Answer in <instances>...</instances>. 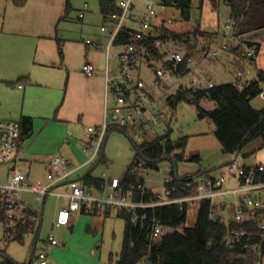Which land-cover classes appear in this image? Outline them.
<instances>
[{
  "label": "built area",
  "instance_id": "obj_1",
  "mask_svg": "<svg viewBox=\"0 0 264 264\" xmlns=\"http://www.w3.org/2000/svg\"><path fill=\"white\" fill-rule=\"evenodd\" d=\"M122 9L121 15H112L117 19L115 24L103 25L101 30L109 35L106 46L107 61L110 59L111 48H118L120 67L117 75H112L106 69L105 88V114L104 121L99 126H90L87 129V143L83 153L87 156V163L100 159L102 149L109 131L120 128L134 140H148L149 130H154L160 125L164 110L163 102L177 93V91L206 90L215 86L213 77L206 75L200 69L201 64L208 59L227 57L233 62L240 63L236 71V82L242 87L244 82L257 79V73L249 68V60L255 58L258 49L254 45L244 44L241 38L246 34L233 32L228 42H221L218 34H213L202 49V57L198 60L195 56L175 48H166L161 40H157L154 48L157 57L147 44L148 37L156 25V8L150 2L142 15L138 26H128L134 0H116ZM88 3H85V7ZM235 26L231 21L227 25L230 29ZM120 32L130 36V41L125 44L115 45V40ZM251 33V32H250ZM264 43V38L259 43ZM88 45L100 46L99 42L86 40ZM243 45V51H232ZM143 68H153L155 79L148 85L142 77ZM83 72L88 76L96 74L93 64L86 63ZM172 84V85H169ZM175 88L174 94L170 89ZM161 91V94L157 92ZM264 97V91L260 94ZM22 136V127L19 122L0 119V164L13 161L19 150ZM49 165L56 168L47 174L48 183L41 181L30 182L28 175L30 168H14L8 180L0 183V215L5 240L21 238L24 242L30 241L29 253L24 264H47L48 254L44 250H37L41 228L44 220L45 199L49 194L64 196L67 204L57 214V226L68 225L72 212L85 209L87 212L97 208L101 215L108 209L126 211L132 223L149 220L148 239L158 242L167 233L168 228L160 218L148 216V209H154L168 204H184L199 206L203 200H209L211 207H215V200L232 198L230 201V220L238 225L232 227L228 223V232L225 238L227 247L234 250L239 258L247 260L255 257L253 264H264V163L245 166L237 158V153L232 155L227 165V174L206 176L198 173L192 176L180 177L174 174L162 181L163 194H155L146 186V173L144 182L131 186L129 190L120 188V178L105 177L104 183L99 188V194L92 192L82 182L71 179L70 175L77 169L70 161L61 156L53 157ZM235 186H230L231 180ZM65 182V192L57 193L54 187ZM25 193H31L40 202L38 207H33L24 198ZM155 194V198L151 194ZM138 194V195H137ZM146 198H149L146 199ZM210 212V217L214 218ZM47 241L56 246L58 240L49 234Z\"/></svg>",
  "mask_w": 264,
  "mask_h": 264
},
{
  "label": "rangeland",
  "instance_id": "obj_2",
  "mask_svg": "<svg viewBox=\"0 0 264 264\" xmlns=\"http://www.w3.org/2000/svg\"><path fill=\"white\" fill-rule=\"evenodd\" d=\"M148 2L154 5L157 12L156 25L152 30V34L157 37L165 36L161 41L166 48H175L189 52L200 60L202 57V49L213 34L221 35V42L225 41L231 45L233 44L229 36L233 32H236V29L235 26L232 29L227 27V25L231 24L230 9L223 1H220L218 7L214 8L210 0H194L191 20L184 21L180 11L176 7L164 6L163 0H134L135 21H141ZM84 3L85 0H71L68 12L59 22V40L40 43L41 41L33 37L20 41L19 38H14L13 35L1 30L0 26V111L5 112L7 109H13L15 112L21 113L25 108L36 104V99L33 96L31 99L29 98L25 101L22 94L18 92V84H22L23 87L27 86L22 81V78L27 75L35 79L51 77L52 83L55 84L51 88L42 87V90L37 89L40 90L37 92L42 94L46 93L51 98L59 94V103H61L68 87L70 86L71 89L77 84L75 80L76 76L70 72V68L82 67L87 61V54L90 52H92V63L106 64V46L109 39H105L106 34L102 33L101 28L103 25L108 24H105L103 20L98 0H89L90 7L87 9L88 11L85 13L84 19H80L79 13L84 8ZM202 32H205L206 35H203ZM245 38L259 42V40L264 38V29L253 31L247 34ZM88 39L94 43L100 41L105 47H96L94 44L87 45L85 42ZM8 40H14L15 42L12 45H6L5 42ZM240 40L242 43L248 44L246 39L241 38ZM263 46L264 43L261 42V47ZM242 49L243 45L236 49L232 48V51H237V53L241 54ZM61 52L65 64L62 61ZM262 52L264 53V48ZM117 54L118 49L113 46L111 48L109 64L111 69L116 70V73L120 67V60ZM42 55L44 56L43 58ZM39 62L46 63L48 67L39 65ZM221 62L227 70L233 73L238 68H241L239 67L240 63L233 62L227 57H221L205 60L201 64L200 69L204 72L206 66H215L221 64ZM62 63L64 65L63 70L60 69ZM67 69H69V72ZM141 75L148 85H152L155 79V70L153 68H144ZM213 78L217 84L226 82L232 79L233 76L222 73ZM12 83H16V85H12ZM175 92V88L170 89L171 94ZM70 99L72 101L69 104L73 105L75 100L73 98ZM202 105L207 109H214L216 106L210 100L203 101ZM252 105L258 109L264 108V97L259 95L253 99ZM162 107L165 110L166 122L160 123L154 130H149L148 140L163 135L164 130L170 128L172 140L187 138L185 148L175 152L178 155L183 154L185 158L177 162L174 170L169 160L160 161L157 168L149 169L146 173V184L148 188L156 193L163 194L164 185L162 181L172 176L173 171L177 172L180 177L192 176L199 172L204 173L206 176L218 171L227 174L228 171L223 167L217 170H208L213 166L216 167L221 163H226L231 160L229 156L223 153L222 147L214 135V124L207 119H198L195 107L183 101L179 102L175 108L165 104H162ZM5 118L0 117V119ZM11 120L18 121L16 118ZM144 141L146 140H134L123 130L111 129L104 145L103 159L96 165L90 164L84 167L75 174L76 177H82L86 172L90 171L96 177L104 178L103 174H105L107 178H123L136 155L134 142L140 144ZM261 145L262 142L260 141L259 143L255 139L246 143L238 158L239 161L241 163H249L255 161V157L258 154L264 156V147L261 148ZM253 152L256 153V156L251 155ZM196 155H200V161L191 159ZM216 159H220V161L214 162ZM83 160L84 157L75 162V165L82 163ZM12 165V162L0 164V183L7 180ZM17 166L22 167L24 170L28 167L25 162H19ZM28 180L30 182L38 180L43 183L49 182L44 167L35 163L31 167V174L28 175ZM24 197L35 207L39 206V202L35 200V196L31 193L24 194ZM64 203L65 200L58 199L55 196H49L47 198L45 219L41 232L42 240L46 238L48 230L51 229L54 213ZM198 208L199 206L197 204L188 206L187 222L185 225L179 227L180 230L185 226L195 225ZM229 216L230 213L227 219ZM79 218L82 221L73 230L75 240L91 243L92 248L98 250L106 261L110 262L111 259L116 261L122 250L125 220L119 217L118 212L114 209L111 210L110 215L104 216V222L98 228L92 225V223L91 225H89V222L87 223L89 216L80 215ZM88 226H90V229ZM53 232L61 245L68 243V240L63 234H59L57 231ZM3 233V225L0 223V262L3 260V254L19 263L24 262L29 253L30 241L26 240L23 243L15 240L6 241ZM140 264L148 263L143 261Z\"/></svg>",
  "mask_w": 264,
  "mask_h": 264
},
{
  "label": "trees",
  "instance_id": "obj_3",
  "mask_svg": "<svg viewBox=\"0 0 264 264\" xmlns=\"http://www.w3.org/2000/svg\"><path fill=\"white\" fill-rule=\"evenodd\" d=\"M100 12L105 23L115 24L117 19L112 15H121L122 9L116 0H98ZM194 0H163V5L176 7L184 21H190L192 17ZM213 7L217 8L220 1L226 3L230 9V19L235 22L236 33L246 34L264 29V0H210ZM17 7H24L28 0H12ZM71 0H67L66 13L70 8ZM206 35L205 32H202ZM165 36L157 37L151 34L147 44L154 57H157V49L153 46L157 40H163ZM130 36L120 32L115 40V45L128 43ZM249 45H254L258 50L261 43L257 40H247ZM188 53V52H187ZM189 53L186 54V57ZM255 58L249 61L254 62ZM264 91V70H257V79L244 82L242 87L236 81L215 84L206 90L177 91L170 98V106L175 108L179 102H186L195 107L197 117L200 120L207 119L214 126V135L219 141L223 153L233 155L239 153L244 145L256 138L262 139L261 148L264 147V108L258 109L252 105L253 99ZM204 100L213 101L214 109H207L202 105ZM32 118L23 116L20 120L22 136L29 135L32 130ZM120 129V128H112ZM123 130V129H120ZM126 132V130H123ZM127 133V132H126ZM187 138L179 140L171 139V131L152 140H146L137 144L134 142L136 152L134 161L120 179V188L129 190L131 186H137L144 182V174L149 169L158 167V163L169 160L174 170L178 161L183 160V154H175L184 149ZM192 160L200 161L198 155ZM173 173V172H172ZM264 180V173L262 174ZM88 188L99 189L104 183L103 178L94 176L88 172L82 178ZM138 195V194H137ZM155 198V194H151ZM149 200V198H146ZM112 209H108L105 217L110 215ZM84 214L93 216L101 215L97 208ZM118 216L125 220L122 250L116 261L110 260V264H140L146 261L148 264H253L255 257L244 260L237 256L231 248L225 244L228 232V223L232 227L238 226L231 220H224L216 207H211L209 200H203L199 204L197 220L193 226L185 225L188 218V206L184 204H168L148 209V216L160 218L167 226L168 231L158 242L148 239L149 220L132 223L130 215L126 211H117ZM214 213V218L210 217ZM2 216L0 215V222ZM12 241V240H7ZM23 243L21 238L16 239ZM0 264H22L5 255Z\"/></svg>",
  "mask_w": 264,
  "mask_h": 264
},
{
  "label": "crops",
  "instance_id": "obj_4",
  "mask_svg": "<svg viewBox=\"0 0 264 264\" xmlns=\"http://www.w3.org/2000/svg\"><path fill=\"white\" fill-rule=\"evenodd\" d=\"M86 2L88 3L87 7H85ZM66 3L67 0H28L27 4L24 7H17L13 4L12 0H0L1 30H3L4 32L10 35H13L14 38L15 37L19 38L20 41L23 39H28L33 37L37 38L38 41H41L40 43H43L45 41L59 40L58 26L60 25L59 22L66 15ZM85 3H84V8L80 10L79 13L80 19H84L85 13L88 11L87 9L90 7L89 0H85ZM134 14L135 13L133 6L132 13L130 15V20L127 22L128 26H135V27L138 26V22L135 21L136 16H134ZM107 24H111V22H108ZM102 33L106 34L105 39L107 38L109 39V35L106 32L102 31ZM14 42H15L14 40H8L5 42V44L12 45L14 44ZM99 43L101 48L105 47L100 41ZM42 46H46V45H42ZM263 48L264 46L260 48V51L257 57L255 58L254 62L249 63V68L253 73H256L258 69L264 70V53L262 52ZM43 57L44 56L42 55V58ZM61 57L64 63L62 52H61ZM86 60L87 61L84 64L86 63L93 64L96 69V74L93 76L86 75L82 70L84 64L82 67L79 66L77 68H70V72L76 76L75 80L77 84L74 85L71 89L70 86L68 87L66 91V95L61 103H59L60 102L59 94L58 96L56 95L54 96V98H51V96H48V94L46 93L42 94L40 92H37L40 91L37 89L42 90V87L51 88V86L55 84L52 83L51 77H46V78L42 77L43 79L42 78L35 79L27 75L22 78L23 83L27 86L23 87L22 84L17 85L19 89L18 92L22 94L24 100L26 101L29 98L31 99V97L33 96V98L36 99V104L33 106L30 105V107L25 108L24 111L21 113L15 112V110L13 109H7V111L5 112L0 111V117H6L5 119L2 120H11L16 118L18 120L16 122L20 123V120L22 119L23 116H28L31 117L33 121L31 132L29 133V135H25L22 137L19 145L18 154L16 158L13 161H11L13 165L9 172L8 178L11 174V171L14 168H22L17 166L19 162H25L27 164L28 166L27 168H30L29 175L31 174V167L33 166L34 163L44 167L46 174H48L51 171L55 173H59L58 169L50 167L49 162L54 156H61L66 158L68 161L72 163L74 167L77 168L70 175V178L79 180L80 182L83 183L82 181L83 176L90 171L86 172L82 177L79 178H77L75 174H77L80 170H82L84 167L90 164L96 165L103 159L104 146L102 149V155L100 159L91 163H87V156L83 153V148L87 143L88 127L99 126L104 121L106 69L108 67L112 75H117V73L115 69H111L109 64L110 59L107 61L106 58L105 65L96 62L92 63V52H90L89 54H87ZM63 63L62 65H60V69L62 70L64 69ZM38 64L48 67L47 64L43 62L41 63L39 62ZM143 70L144 68L142 69V72ZM67 71L69 72V69H67ZM204 73H206L211 77L217 76L222 73L227 75H232L233 78L226 82L235 81L237 79L236 72L234 71L233 73L227 70L222 62L221 64H217L215 66H208V67L206 66ZM12 85H16V83H12ZM157 93L161 94V91H158ZM70 98H73V100H75V103L73 105L69 104V102L72 101ZM170 98L172 97L170 96L167 99V101L163 102V104L170 106ZM165 118H166V114L164 110V117L161 123L166 122ZM168 130H170V128L164 130L163 133L165 134ZM255 141L257 142L259 141L260 143V141L262 142V139L256 138ZM241 152L242 150L239 153H237V158H239ZM255 154H256L255 152L251 153V155L256 156ZM226 156H229L230 159L232 158V155H226ZM83 157H84L83 162L75 165V162L81 160V158ZM216 160L214 162L220 161V159L219 160L216 159ZM258 163H264V156H260L258 154L257 157H255V161H251L249 163L244 162L242 164L245 166H250ZM228 164H229L228 162L221 163L218 166H216L215 169H211V170H217L222 167L227 170ZM174 174L178 175L177 172L173 171L172 175ZM220 174L222 173L218 171L212 173L209 176H218ZM230 186H235L234 179L231 180ZM86 187L88 188L87 185ZM54 189L57 193L63 194L66 189L65 182L57 184L54 187ZM88 189H91V191L96 194L99 193V189H95V188H88ZM153 192L155 194H159L156 193L155 191ZM49 196H55L58 199H63L65 200V203L54 213V217L52 218V223H51L52 224L50 229L51 231L48 230L46 238H44L43 240L41 239V233H40V239L36 246L37 250H44L48 254L47 264H110L108 261H106L103 258L102 254L99 253L98 250L92 248L91 243L83 242L82 240H75L74 232H73V230L76 229L79 223L82 221L81 218H79L80 215L86 217L89 216V220L87 221V223L89 222V225H91L92 223V225L96 226L97 228L101 226L102 223L104 222V216L103 215L93 216L92 214H88V213L84 214L82 210H80L71 213L70 222L68 225L57 226L55 224V221L57 218L58 211L67 204V198H65L64 196H56L54 194H49L45 199L44 209L46 206L47 198ZM35 200L37 199L35 198ZM230 201H232V198H227V197L220 200L219 199L215 200V207L217 208V211L223 217L224 220H228L230 218L229 216V218L227 219L230 213ZM30 204L33 207H35L32 203ZM44 219H45V210H44ZM43 224H44V220H43ZM43 224H42L41 232L43 230ZM88 228L90 229V226H88ZM53 231H57L59 234H63L65 238L68 240V243L66 245L65 244L61 245L60 241L57 239ZM49 234L54 235V237L59 242L58 245L53 246L47 241V237ZM2 256L4 259L5 254H3ZM25 261L22 262V264H24Z\"/></svg>",
  "mask_w": 264,
  "mask_h": 264
},
{
  "label": "water",
  "instance_id": "obj_5",
  "mask_svg": "<svg viewBox=\"0 0 264 264\" xmlns=\"http://www.w3.org/2000/svg\"><path fill=\"white\" fill-rule=\"evenodd\" d=\"M228 163H230V162H228ZM215 168H216V167H215V166H213V167L209 168L208 170L215 169Z\"/></svg>",
  "mask_w": 264,
  "mask_h": 264
}]
</instances>
